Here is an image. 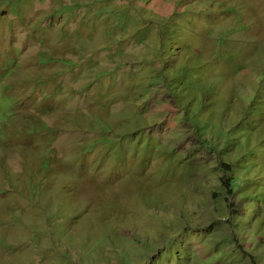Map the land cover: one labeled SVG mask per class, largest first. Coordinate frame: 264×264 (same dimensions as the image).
Listing matches in <instances>:
<instances>
[{
    "label": "rangeland",
    "instance_id": "374dc122",
    "mask_svg": "<svg viewBox=\"0 0 264 264\" xmlns=\"http://www.w3.org/2000/svg\"><path fill=\"white\" fill-rule=\"evenodd\" d=\"M262 199L264 0H0V264H264Z\"/></svg>",
    "mask_w": 264,
    "mask_h": 264
},
{
    "label": "trees",
    "instance_id": "16d2710c",
    "mask_svg": "<svg viewBox=\"0 0 264 264\" xmlns=\"http://www.w3.org/2000/svg\"><path fill=\"white\" fill-rule=\"evenodd\" d=\"M171 46H172V44H168L167 50L169 48H171ZM171 52H172V49H171ZM167 88L168 89H166V91L170 92L171 89H169V87H167ZM252 102H254V101H252ZM202 108H203V105L201 103L200 110H197L195 112L189 111L188 118L190 120L191 119H195L200 114ZM247 121H248V117H247V112H246L245 115L242 116L241 122H247ZM215 128H217L219 130L223 129V127H220V126L215 127ZM219 133H222V131H220ZM203 144H206L207 146L211 147V144H208L205 141H203ZM233 166H234V162H232V161L231 162H224L223 163L224 172H225L226 175H229L228 179H226V181L231 185L229 189H233L234 187H238V188H242L243 189L248 184V181L246 179H244L243 177H239L236 174L234 175L232 173ZM231 192H232L231 196L235 195V192L234 191H231ZM259 193H260V191H259ZM262 201L264 202L263 199H262ZM258 209H259V207H258Z\"/></svg>",
    "mask_w": 264,
    "mask_h": 264
}]
</instances>
